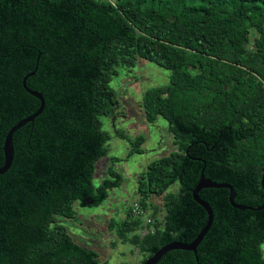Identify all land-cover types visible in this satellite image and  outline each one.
I'll return each instance as SVG.
<instances>
[{"label":"trees","instance_id":"16d2710c","mask_svg":"<svg viewBox=\"0 0 264 264\" xmlns=\"http://www.w3.org/2000/svg\"><path fill=\"white\" fill-rule=\"evenodd\" d=\"M138 57L170 72L141 108L149 123L167 121L175 149L137 177L140 206L162 196L164 214L133 242L148 257L196 237L207 222L192 198L203 170L233 187L235 203L260 209H235L226 188L201 189L213 221L196 253L170 250L156 264H264V0H0V166L7 131L40 105L22 87L26 74L44 99L13 134L0 174V264H106L58 217L74 220L76 204L99 206L122 186L118 158L97 187L94 163L108 153L101 117L118 105L110 81ZM120 136L127 157L143 153V135ZM132 215L112 225L123 241L142 222Z\"/></svg>","mask_w":264,"mask_h":264},{"label":"rangeland","instance_id":"374dc122","mask_svg":"<svg viewBox=\"0 0 264 264\" xmlns=\"http://www.w3.org/2000/svg\"><path fill=\"white\" fill-rule=\"evenodd\" d=\"M118 74L110 81V86L118 95V105L115 114L110 117H101L102 128L108 134L106 142L108 153L94 163L93 185L97 187L106 177V170L111 164V158L119 160L114 163V169L121 173L124 182L121 187L112 189L109 197L99 206L75 205L76 219L58 217L74 240L85 248L98 253L101 263L141 264L146 254L139 244L133 242V234L142 238L154 227L150 224L155 217L161 219L164 214L162 196H151L147 199L148 206L140 208L142 222L137 229L128 234L126 241L120 239L116 227L129 213L133 214L134 204L138 202L137 177L154 159L167 155L175 149L173 138L168 131L167 121L158 116L153 123H149L141 108L144 92L149 88L169 83V70L143 58H137L135 66L127 68L117 67ZM125 134L130 138L143 135L145 141L141 146L143 153L127 157L129 143ZM178 183H174L168 191L176 192ZM132 215L131 218H133ZM137 217V216H136ZM139 220V219H136ZM149 220V221H148ZM116 223L115 228L112 225ZM264 248V245H263Z\"/></svg>","mask_w":264,"mask_h":264},{"label":"water","instance_id":"95a60500","mask_svg":"<svg viewBox=\"0 0 264 264\" xmlns=\"http://www.w3.org/2000/svg\"><path fill=\"white\" fill-rule=\"evenodd\" d=\"M32 74H34V71L26 74L23 77L22 87L24 88V90L26 92H28L32 96L36 97L39 100L40 105L34 113H32L29 116L19 120L16 124H14L7 131V133L4 137V140H3V145H2L3 164L0 166V174L5 173L9 169V167L12 164L13 158H14L13 134L15 133V131H17L20 127H22L26 123L32 122L34 120V118L36 116H38L44 108V99H43L42 94L37 92V91L30 90L26 86V78ZM261 184L262 185L264 184V172L262 173ZM203 188H226V189H228L229 190V196H228L229 204L232 207H234L235 209H240V210H245V209L258 210V209H260V208H252L249 206H244L242 204L235 203L234 202L235 191H234L233 187L228 183H217V182H215L209 178H206L204 173H203V170H202L200 173L199 180H198L196 186L192 190V198L207 213L206 224L204 225V227L200 230V232L196 235V237L191 242H188V243H181V242H176V241L169 242V243L163 245L162 247H160L153 254L148 256L145 259V261L141 264H156L164 254H166L170 250H175V249L188 250V251H192L194 254L196 253L197 245L200 243V241L202 240L204 235L207 233V231L209 230V228L212 224V221H213L212 209L210 208L208 203L202 201L198 197V192Z\"/></svg>","mask_w":264,"mask_h":264},{"label":"built area","instance_id":"2783aa9c","mask_svg":"<svg viewBox=\"0 0 264 264\" xmlns=\"http://www.w3.org/2000/svg\"><path fill=\"white\" fill-rule=\"evenodd\" d=\"M140 208H141V206H138V204L135 203L134 207H133V211H132L133 214L136 215V216H140V214H142V210Z\"/></svg>","mask_w":264,"mask_h":264}]
</instances>
